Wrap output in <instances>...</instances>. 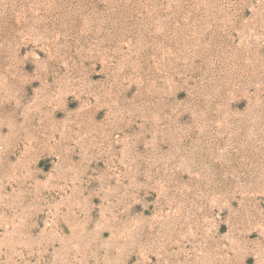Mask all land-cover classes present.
Returning <instances> with one entry per match:
<instances>
[{
  "label": "rangeland",
  "instance_id": "374dc122",
  "mask_svg": "<svg viewBox=\"0 0 264 264\" xmlns=\"http://www.w3.org/2000/svg\"><path fill=\"white\" fill-rule=\"evenodd\" d=\"M0 264H264V0H0Z\"/></svg>",
  "mask_w": 264,
  "mask_h": 264
}]
</instances>
